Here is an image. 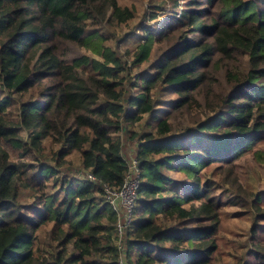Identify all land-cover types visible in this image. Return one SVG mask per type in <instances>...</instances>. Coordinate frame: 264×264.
<instances>
[{
    "label": "trees",
    "instance_id": "16d2710c",
    "mask_svg": "<svg viewBox=\"0 0 264 264\" xmlns=\"http://www.w3.org/2000/svg\"><path fill=\"white\" fill-rule=\"evenodd\" d=\"M169 1L116 36L135 16L121 0H0V264H118L103 186L123 184L125 130L127 264H264V195L234 171L263 157L264 0ZM72 151L94 181L60 171ZM226 203L249 215L243 240L219 233Z\"/></svg>",
    "mask_w": 264,
    "mask_h": 264
},
{
    "label": "rangeland",
    "instance_id": "374dc122",
    "mask_svg": "<svg viewBox=\"0 0 264 264\" xmlns=\"http://www.w3.org/2000/svg\"><path fill=\"white\" fill-rule=\"evenodd\" d=\"M121 1L124 2L125 4H131L134 6L135 16H134V19L131 20V23H129L128 25L118 26L116 27V29L113 26L116 31V36L117 35L121 36L122 34H125L131 31L136 26L137 22L142 19H144L146 22H148L151 25L154 24L155 21L161 20L163 18L162 13L160 12H164V11L167 12L172 6L169 0H121ZM179 2L181 5H183L186 3V0H179ZM156 4H159L163 9L158 10V7H156L157 6ZM151 10L158 11L157 16L153 19L149 18ZM110 44L112 46H116L114 42H110ZM133 44L134 43L132 40L128 42L122 41L121 43L120 41H118L116 47H119V52L121 53L126 47L131 48ZM123 58L128 60V62L131 60V58L129 56H126V54L123 55ZM150 60H152V56L151 58L149 57L148 60L142 62L140 64V67L144 69L146 64ZM126 88H127L128 93L132 91V89H129L127 85H126ZM135 127L139 128V126H134V129ZM120 137L123 142L122 143L123 157H125L128 160L130 158H134L135 151L137 148V142L129 138V132L127 130H125V132H122ZM42 142L45 145L44 150L46 153L48 152V154L49 152H51V150H53L56 147V145L53 144L52 140L44 139ZM256 149L262 150L260 151L261 154H263L262 160L261 161L256 160L252 152L247 153L245 155H242L235 161L234 171L236 172L238 179L243 185L247 186L248 189L252 191L255 190V192L260 195H264V139L261 140V142L258 144ZM63 166L64 167L60 168V171L67 172L69 175H73L77 177L78 179L82 178L83 174L81 172V161H80L78 152L72 151L71 153H69L65 157ZM86 174L85 176H83L84 178H86ZM208 175L209 173H207V177ZM227 187L228 185L226 184V185H223L221 188L226 189L230 193L231 190L228 189ZM30 198L31 197L28 196V193H26V195H23L22 200L24 202H28ZM218 211H219L218 213L220 214V220H221V228H220L219 233L221 235H224L225 238L223 239L228 240L229 242L230 241L236 242L235 238H239L238 240H243L246 235V229L250 223L249 215H247L245 209H243L242 207L236 206V205H232L230 203L229 204L226 203L225 205L221 206L218 209ZM46 228H43L39 232L41 241L45 240V229ZM125 246L126 245L124 244V248ZM121 256L125 258L126 248H125V252L121 254ZM227 258H229L228 255H224V259H227Z\"/></svg>",
    "mask_w": 264,
    "mask_h": 264
},
{
    "label": "built area",
    "instance_id": "2783aa9c",
    "mask_svg": "<svg viewBox=\"0 0 264 264\" xmlns=\"http://www.w3.org/2000/svg\"><path fill=\"white\" fill-rule=\"evenodd\" d=\"M124 159L128 168L121 187L118 189H111L106 185L103 186L105 197L115 210L118 217L115 226V233L117 235L116 248L120 251L118 264H127L126 258L121 256V254L125 252L123 237L126 233L127 227L134 218L133 207L137 197V188L140 183V170L137 165V160L135 157L130 158L129 160L124 157ZM86 178L92 181L95 180L93 174L90 172H87Z\"/></svg>",
    "mask_w": 264,
    "mask_h": 264
}]
</instances>
